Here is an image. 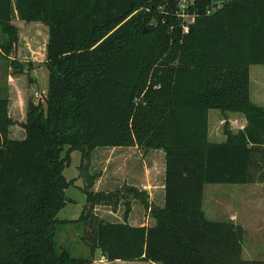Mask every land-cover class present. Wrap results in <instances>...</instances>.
<instances>
[{
  "label": "trees",
  "instance_id": "obj_1",
  "mask_svg": "<svg viewBox=\"0 0 264 264\" xmlns=\"http://www.w3.org/2000/svg\"><path fill=\"white\" fill-rule=\"evenodd\" d=\"M178 1L0 0L14 55V21L47 27L48 71L44 100L26 99L19 139L9 137L10 91L21 94L24 78L23 96L32 81L20 64H11L9 96L0 99V264H94L96 251L108 263L264 264L243 260L240 225L210 221L202 209L205 185L264 184V106L250 99V67L264 66V0H189L196 17L187 33ZM42 43L29 40L25 51ZM214 110L221 142L209 141ZM231 116L242 122L236 131L224 122ZM131 147L164 154L163 207L131 186L92 190L91 153ZM73 151L85 204L78 220H60ZM131 201L150 210L153 226L127 223ZM119 202L121 223L94 213ZM68 224L82 226L89 257L57 249V228Z\"/></svg>",
  "mask_w": 264,
  "mask_h": 264
},
{
  "label": "rangeland",
  "instance_id": "obj_2",
  "mask_svg": "<svg viewBox=\"0 0 264 264\" xmlns=\"http://www.w3.org/2000/svg\"><path fill=\"white\" fill-rule=\"evenodd\" d=\"M182 2L188 4L189 0H179L177 4L179 5ZM13 16H17L15 6ZM14 22L20 30L21 37L15 47V55L13 54L14 45L12 39L9 35L4 33L2 27H0V99L5 98L6 95L9 96L7 85L9 82L8 77H14L13 71H15L11 64H20L23 71L27 72L24 75L27 76L28 74V76L32 78V81L23 96L24 89L22 86L24 78L19 79L21 84L19 87L21 88V94L17 90L10 91L12 92V95L9 96V116L16 125L13 124L12 135L9 137L11 139H19L16 137L22 135V130L19 126L25 118L24 106L26 99L31 98L35 103H38L44 100L47 93L48 71L44 66L47 27L41 23H37L38 25L34 27L33 25L35 24H25L19 21ZM32 31H34L33 34ZM35 39H42L43 46L41 45L39 49L33 50L30 54L26 52L25 49L29 46V40L34 41ZM14 57L18 61H15ZM257 72H262L264 74V66L250 67V99L253 104L264 106V100L262 97V95H264V76ZM41 106L45 109L44 104H41ZM219 114L221 113L216 110L209 111L208 113V123L211 126L209 135L210 142L224 141V136L222 134L219 138L216 137L218 133L223 131L224 127V123L216 126V123H218V120L220 119L218 117ZM212 122L215 123L213 126ZM224 122H226V124H228V126L234 131L242 126V122L237 116H231ZM66 150L67 148L65 147L61 157H64V152ZM100 150L102 149L96 150L98 152L94 155V167L93 169L91 168V171H99V173H101V171L104 170V172H106L105 177L107 178V176L112 173V159L116 158V155L113 154L112 150ZM101 156L112 158L109 165L98 160ZM121 156H123V159H121V169L118 170L120 174H118V183L121 187L128 185L127 183L129 182L137 183V176H141V169L144 170V166H146L145 163L138 160L140 157L137 158V156L134 155V151H126V153L121 154ZM143 157L145 159L146 156L143 155ZM147 157L146 164L148 166V177L157 186L156 190L159 192V185H161L163 179L164 155L160 151H154V153H151ZM79 165L80 153L78 151L71 152L70 163L64 168L62 174L66 181H71L72 183L65 191L67 200L66 206L57 215V218L60 220H78L85 204V197L81 190L84 186V181L82 178H79ZM131 170H134V174H131ZM161 197V194L153 197L155 204L161 200ZM134 202L138 203L136 208H141V204L138 201ZM122 203L123 202H119V207L117 206L115 210L110 206L97 205L95 208L96 212L94 211V213L98 218L102 219L104 213L109 211L112 214L110 218L119 221L118 219L122 218V213L124 211ZM146 211L147 210L145 209V213H147ZM203 211L205 212L207 219L210 221H227L233 219V222L236 225H240L245 231L242 246L243 260L264 261V184L205 185L203 193ZM137 212L139 211L137 210ZM82 231L81 225L68 224L59 226L55 236L57 249L60 250L66 248L69 250L71 256L76 258L89 257L90 251L81 240ZM93 258L94 261H100V253L96 251Z\"/></svg>",
  "mask_w": 264,
  "mask_h": 264
},
{
  "label": "crops",
  "instance_id": "obj_3",
  "mask_svg": "<svg viewBox=\"0 0 264 264\" xmlns=\"http://www.w3.org/2000/svg\"><path fill=\"white\" fill-rule=\"evenodd\" d=\"M8 78L10 79V77H8ZM7 85L9 86V82H8ZM96 150H94L91 153V163H90V168H89V173L91 175H93L95 178L97 177L95 182H94V186L92 188V190L94 192L108 193V192H112V191H115V190L121 188V185L118 183V179H119L118 178L119 177L118 176V174H119L118 170L121 169L120 168V166L122 164V160L121 159H123V156H124V155L121 156V154L126 153V151H134V155L137 156V158L140 157V158H138V160H140L141 162L145 163L146 166H144V170L141 169V173H140L141 176H137V180H138L137 183L129 182V183H127L128 185H126V186L135 187L136 189H138L140 191L146 192V194L148 196L147 202H148V205L150 207H152V206L163 207V205H164L165 157H164V167H163V179H162L161 185H159V192H157V190H156L157 186L148 177V175H149L148 174V166L146 164V160L148 159L147 156L150 155L151 153H154L155 150L145 151V150H141V149H139L137 147H131V148H103L100 151L112 150L113 154L116 155V158H113V159L111 157L110 158H108V157L105 158V156H101L98 159L102 163L105 162L107 165H109V163H110V161L112 159V169L113 170H112V173L109 176H107V178L105 177L106 172H104V170L101 171V173H99V171H93V172L91 171V168L93 169V167H94V155L96 154V152H98ZM122 151H125V152H122ZM143 155L146 156L145 159H144ZM107 159H109V160H107ZM127 160H128V158H127ZM131 174H134V170H131ZM148 179H149V181H148ZM160 194L162 196L161 200L157 204H155V202L153 200V197L156 196V195L158 196ZM137 204L138 203H136L134 201L130 202L131 208H130L129 214L127 216V223L130 226H133V227H137V226H141V227L142 226H146V227L153 226L155 224V221L150 216V210L147 209V211H146L147 213H145L144 206L139 204L141 206V208L138 209V208H136ZM117 206L119 207V205H117ZM122 206L124 208L123 203H122ZM202 209H203V203H202ZM137 210L139 212H141V213L137 212ZM94 211L96 212V209H94ZM124 212H125V208H124V211L122 213V218L118 219L119 221L112 220L110 218V216L112 214L109 211L104 213V215L102 216V219L105 220V221H108V222H112V223H121V222H123V214H124ZM223 221H225V220H223ZM227 221L233 222V219H229ZM94 262H95L94 264H140V263H126V262H121V261H115V262L108 263V262L105 261V259L102 256H101V260L100 261L96 260Z\"/></svg>",
  "mask_w": 264,
  "mask_h": 264
},
{
  "label": "built area",
  "instance_id": "obj_4",
  "mask_svg": "<svg viewBox=\"0 0 264 264\" xmlns=\"http://www.w3.org/2000/svg\"><path fill=\"white\" fill-rule=\"evenodd\" d=\"M177 8V17L182 20V30L184 33H187L189 25L194 22L196 16L186 11V4L184 2L179 4Z\"/></svg>",
  "mask_w": 264,
  "mask_h": 264
}]
</instances>
